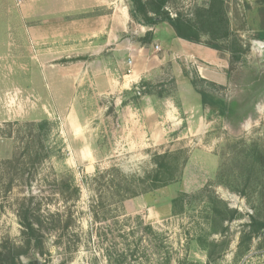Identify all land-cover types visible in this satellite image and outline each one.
Masks as SVG:
<instances>
[{"label":"rangeland","instance_id":"1","mask_svg":"<svg viewBox=\"0 0 264 264\" xmlns=\"http://www.w3.org/2000/svg\"><path fill=\"white\" fill-rule=\"evenodd\" d=\"M101 1L0 0V247H25L18 213L32 198V208L38 203L53 218L43 229L42 255L30 250L24 263L264 264V164L258 161V153L264 155V43L253 38L264 0H224L230 34L243 50L230 80L229 52L219 59L203 35L201 45L215 53L205 63L185 59L168 41H151L139 51L154 64L144 63L146 77L122 92L110 91L99 72L110 65L116 77L130 73L122 47H134L137 28L134 22L116 33L117 50L98 49L106 35L95 43L92 26L81 21L95 17V10L105 14L110 7ZM206 2L170 0L166 10L193 18ZM111 3L119 14L129 9L128 0ZM99 5L103 10L95 9ZM160 25L163 42L167 25ZM111 54L122 55V64L115 65ZM199 79L217 87L198 81L208 96L235 105L232 117L201 105L190 84ZM148 91L158 99L183 94L187 110L199 106L195 114L180 107L178 124L164 123L155 146L151 136L132 135L136 129L124 121L133 119L124 107L135 113ZM83 127L89 160L79 154ZM163 154L172 155L171 184L116 195L119 182L133 183L134 193L144 190L137 179L154 170L153 156ZM68 184L78 190L75 199H68ZM51 215L61 217L56 229Z\"/></svg>","mask_w":264,"mask_h":264},{"label":"trees","instance_id":"2","mask_svg":"<svg viewBox=\"0 0 264 264\" xmlns=\"http://www.w3.org/2000/svg\"><path fill=\"white\" fill-rule=\"evenodd\" d=\"M128 1L130 18L136 24L148 28H154L160 24H166L172 29L177 39L193 44H201L200 38L204 35L208 39V42H205L204 45L216 51L220 59H225V55L221 53L222 51L229 52L230 56L228 58V67L226 70V77L228 80H230L231 74L237 69L236 67L241 64L243 50L241 49L239 40L237 38H232V35L230 34L224 0H207L204 6L196 8L192 15L193 18H185L179 14L172 17L166 10V6L170 0ZM256 14L259 21L253 38L258 42L264 43V2H260L258 5ZM152 39V32H147L143 38L138 40V42L142 45H146L149 44ZM225 42L230 44V48L227 50L220 45ZM198 81L206 84L212 89L217 87L213 83L201 79L190 81L195 92L200 96L201 105L204 107L207 106L209 108L219 109V115L222 117H232L235 105H230L222 100L208 96L204 91L198 88ZM149 94L151 93L149 92L148 95ZM43 129L44 126L40 124L38 130L41 131ZM258 155V161L263 165L264 155L262 153H258ZM171 157L172 155L170 154L153 156L155 164L154 170H152L150 174H147L144 179H137L136 181L142 185L141 189L144 190L134 193L132 186L133 183H128L123 186V184L119 182L116 188V195L119 196L120 194H125V196L123 195L124 197H129V195L130 197H133L136 194L148 193L171 184V182L174 181L172 173L173 168L169 162ZM10 162L11 161H7V163ZM16 162L19 163V160H16ZM130 182H134V180ZM67 187V191H70L68 192L70 195V198L68 199H71V197L75 199V197L78 196V190L71 185ZM32 200L33 199L30 198L25 200V202L23 201L18 213L21 235L25 242V247H0V264H24L21 257H25L30 250L38 255H42L44 239L43 229L46 228V230H48V226L51 225L53 217H45L41 213L40 205L38 203L32 208ZM121 200L122 198L119 201ZM178 202L179 200L177 199L173 200V206L175 207ZM230 214V218L234 219L236 212L232 211ZM51 216H56L57 218V221L53 224L54 229H56V227H59L61 217L58 215ZM67 220L68 222H65L64 226L65 229L69 225L70 218L68 217ZM260 227L264 228V224H260ZM61 228L64 229L63 227ZM208 257L210 256L208 255Z\"/></svg>","mask_w":264,"mask_h":264},{"label":"crops","instance_id":"3","mask_svg":"<svg viewBox=\"0 0 264 264\" xmlns=\"http://www.w3.org/2000/svg\"><path fill=\"white\" fill-rule=\"evenodd\" d=\"M105 1H106V3L109 4V7H110V8H107L106 6H104L107 8L105 14L103 12H101V10H95L97 8L98 9L100 8L103 10V8H101L102 6H100L102 4H100L99 6H95L96 8L94 9L95 10L94 14L97 13L96 15H94L95 17L86 18V19L82 20L81 22L85 23L86 25L92 26V29L90 30V32L92 33L91 38L96 41L95 43L101 44L103 42V36L106 35L104 37L106 40L105 43H102L101 45H99L98 49H103V48H107L108 46H110V47H114V49H110V50L115 51L118 49L117 48L118 45L114 44V43H118V36L116 33H118V31H120L121 33H124L125 32V29H124L125 26L129 25L130 23L131 24L134 23V21L130 18L129 9L127 7H125L124 10L121 11L119 14L117 7L114 6L113 3H111V0L109 2H108V0H105ZM100 2H102V1L100 0ZM134 24H135V27L137 28L136 31L138 33V36L136 35L134 37V41L132 43V45L134 47H128V46H124V45H123L124 47H122L128 51V52H124L123 54L124 55L126 54V63L125 64L127 65L128 68H130V70H131L130 73L128 75L124 74V75H122V77H116L119 75L115 74V72H116L115 66H113V68L108 67L110 65L103 66V68L99 72V75H101V76L103 75L102 77H104L106 79L107 86L109 85L110 91H114V92L128 91L129 89L134 87V85H137V82L140 81L141 78L146 77V73H145L146 67L142 69V65L144 63L147 64V61H148V64L150 63V65H151L152 58H150V56H148L147 54H144L148 58V59H146V57H144L142 55V52H140L139 50L144 51V48H146L148 46V44L142 45L138 42V40L143 38L147 32H152V29L156 30V32H152V36H153L152 42L153 43H159L160 46H165L167 44L166 41H168V43H169L168 46L171 47L170 49H172V51H174V52H176V50L179 49L180 53L185 55V57H186L185 59H188V60L191 59L193 61L198 60L202 63H205L209 57V54L215 55V53L212 50L204 47L201 44L188 43V42H185L183 40L177 39L175 37L174 33L171 34L168 26H167V30H166L167 39L162 42L161 40H163V38H161L160 33H158V29L161 28L162 25H158L154 28H148V27H144V26H141L139 24H136V23H134ZM129 26H131V25H129ZM120 27H122V28H120ZM79 37L82 38V40L84 39L83 35H79ZM69 38H70V36H69ZM135 47H137L138 49H136ZM175 54H177V53H175ZM111 55H112V57L115 56L114 54H111ZM140 55H142L143 58H141ZM115 57H117L114 60L115 65L119 66V64H122L121 58H123V56L122 55H116ZM217 57H219V56H217ZM149 60H150V62H149ZM96 61H98V59H96ZM218 61H220V60H218ZM152 64H154V63L152 62ZM156 66H157V64H156ZM199 72H200V70H199ZM84 73L87 74L88 70H85ZM109 75H110V77H109ZM151 79H152V77H151ZM148 96H150V98H148V100H145L146 103L141 105L138 109L135 108L136 109L135 113L133 112V109H131V106L127 105L124 107V110L126 112L127 111L130 112V116H131V118H133V119H131V121H129V120H124V121H125V123H131L132 127L136 129L135 130L136 133H133L132 135L136 136L137 138L139 137L141 139H143V135H145V134H146V136H145L146 139H147V137L151 136V139L153 141L152 146H155V145H157L156 141L158 139H160L162 137V135H164V133H165L164 123L174 121L172 124L177 125L178 124L177 120H179V118L182 116L181 108L186 109L190 105L186 106L187 103H185V100H186L185 95L180 94V93L173 98L166 97L165 99H161V98L158 99V98H156V96H153L152 94L148 95ZM120 103H121V101L118 102V104H120ZM178 108H180V110ZM192 108H193V110H192ZM197 109H199V106L196 105L194 107H191L190 110H187V109L184 110V113H186V112L189 113L192 111L195 114V112L198 111ZM178 110L180 113H178ZM180 114H181V116H180ZM171 116H173V118H171ZM198 120H200V118ZM187 122L189 123V121H187ZM141 123L144 125L146 124L147 126H149L150 129L147 127V130H141L140 129ZM199 124H200V128H201V122H199ZM85 130H86V128H84V127L81 130V131H83L82 138H81L83 140H82V143L80 146H83V149L81 150V152H79V154L83 157L85 156L84 157L85 160H89L87 154L91 155L92 152L89 153L88 149L86 148L87 143H85V141L87 139H85V137L87 135L85 133ZM129 134L131 135V131ZM147 145H149V144H147Z\"/></svg>","mask_w":264,"mask_h":264},{"label":"water","instance_id":"4","mask_svg":"<svg viewBox=\"0 0 264 264\" xmlns=\"http://www.w3.org/2000/svg\"><path fill=\"white\" fill-rule=\"evenodd\" d=\"M24 264H40V263L38 261H33V262L24 263Z\"/></svg>","mask_w":264,"mask_h":264}]
</instances>
